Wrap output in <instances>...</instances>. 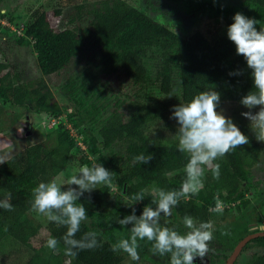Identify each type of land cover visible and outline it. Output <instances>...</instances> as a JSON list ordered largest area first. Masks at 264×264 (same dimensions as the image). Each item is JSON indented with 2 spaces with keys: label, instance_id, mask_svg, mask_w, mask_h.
I'll list each match as a JSON object with an SVG mask.
<instances>
[{
  "label": "trees",
  "instance_id": "trees-1",
  "mask_svg": "<svg viewBox=\"0 0 264 264\" xmlns=\"http://www.w3.org/2000/svg\"><path fill=\"white\" fill-rule=\"evenodd\" d=\"M23 1L0 0V31L10 30V25L19 27L25 16L20 36L13 33L10 39L18 47L31 49L42 76L28 82L8 59H0V133L7 107L25 109L35 117H59L61 110L51 103L52 91L44 77L61 74L86 53L98 56L90 59L94 70L87 79L68 77L63 86L73 104L71 110L64 106L72 129L64 123L55 125L48 133L49 146L31 135L20 150L0 162V199L13 205L11 210L0 208V264H124L127 253L113 251L112 245L130 236L132 224L119 221L133 213L139 217L146 206L155 208L154 189H179L187 156L176 150V137L152 138V125L165 118L152 101L136 97L134 105L124 109L120 101L104 104L103 99L116 96L108 92V81L95 84L96 80L127 78L143 91L154 86L164 97L178 90L181 103L212 89L219 93V103H240L251 90L252 80L244 57L227 36V27L237 12L259 21L258 29L264 27V0H237L238 4L226 6L215 0H168L189 16L206 17L207 31L189 34L155 20L133 0H80L69 15V25L60 30L52 27L48 11L53 9L59 18L74 0H28L33 3L30 7ZM237 70L239 75H230ZM236 125L248 142L218 160L219 179L206 168L201 185L180 198L172 214L181 222L191 216L196 225L211 221L213 227L220 226L226 211L217 209L219 202L226 206L241 201L236 206L242 210L250 203L247 193H255L256 185L264 183H255L250 169L261 157L264 160V142L256 139L251 126ZM139 154L150 159L134 161ZM94 163L112 173L111 183L82 190L77 202L84 205L90 223L82 222L73 238L85 239L86 233L95 232L98 246L67 253L63 237L68 226L32 210V189L41 180L59 179L69 170L81 175L79 167ZM138 195L142 198L134 199ZM53 212L59 214L56 209ZM50 235L58 240L54 250L46 246ZM257 241L264 244V238ZM150 249L151 242H139L138 251L152 253Z\"/></svg>",
  "mask_w": 264,
  "mask_h": 264
},
{
  "label": "clouds",
  "instance_id": "clouds-1",
  "mask_svg": "<svg viewBox=\"0 0 264 264\" xmlns=\"http://www.w3.org/2000/svg\"><path fill=\"white\" fill-rule=\"evenodd\" d=\"M258 23L255 18L237 12L227 27V36L235 44L237 54L244 57L247 68L250 69L252 88L240 100L249 111L243 112L242 115L251 122L256 139L264 142V27L258 29L255 26ZM239 74L238 70L230 73ZM219 102V93L208 89L199 91L190 100L174 106L172 115L179 124L176 150L187 156L184 165L185 178L179 189H154L157 194L154 200L155 208L146 206L139 217L133 213L119 221L121 225L132 224L131 234L128 238L122 237L114 243L113 251L127 253L131 260L136 261L139 260V242L147 240L151 242L150 250L154 254H170L169 264H195V259L203 257L208 251V241L213 237L211 221H203L197 226L191 216H185L183 224L189 231L181 233L173 228L160 226L159 218L161 213L165 217L170 216L180 198H187L190 191H195L201 185V177L206 168L211 169L213 178L219 179L221 166L218 160L237 146L248 142V137L233 120L218 111ZM148 159L150 157L144 154L133 158L134 161ZM78 172L81 175H71L67 183L78 185L79 190H62L61 183L55 178L41 180L32 189V210L46 216L48 221H57L68 226L63 241L65 251L71 254L98 246L95 232L86 233L85 239L73 238V234L80 230L81 223L88 218L84 205L77 201L83 194L82 190L110 184L112 176L104 166L97 163L91 167H79ZM10 195L11 193H7V196ZM140 198L142 195L134 197ZM0 208L11 210L13 205L7 199H0ZM53 209L58 210L59 214H54ZM250 230L264 232V223L250 225ZM57 245L55 236L50 235L46 239L49 249L54 250Z\"/></svg>",
  "mask_w": 264,
  "mask_h": 264
},
{
  "label": "rangeland",
  "instance_id": "rangeland-1",
  "mask_svg": "<svg viewBox=\"0 0 264 264\" xmlns=\"http://www.w3.org/2000/svg\"><path fill=\"white\" fill-rule=\"evenodd\" d=\"M134 4L142 11L146 12L149 16L155 20L167 24L173 28L174 31L183 34H189L195 32L196 30L207 31L209 27V22H206V17H192L187 15L182 11L181 7L176 6L175 4L170 3L168 0H133ZM217 3H220L222 6L226 5H235L238 4L237 0H215ZM25 2V1H23ZM80 0H74L72 4H69L64 10L61 17L57 18L53 14V9L48 11L49 20L54 29L60 30L68 26L70 13L73 11L75 4H79ZM33 3L26 0L25 7H30ZM4 10H2V13ZM25 16H23L22 21L19 23V27L11 26L10 30L0 31V59H8L12 65L16 66L20 71L23 72L24 78L28 82H34L41 78V72L37 65L36 55L31 51L30 48L26 46L18 47L16 46L14 40V34H20L22 27L24 26ZM5 21V20H4ZM4 25L9 27V23L5 21ZM20 36V35H18ZM97 53L92 52L90 55L88 53L79 57L75 63L68 68L66 71L58 75H51L49 77H44L48 83L51 91V103H53L54 108L61 110L59 117H46L40 116L35 117L25 109L18 107H7L4 111V114L1 119L6 133H0V162L9 158L15 151L20 150L23 146L22 143L25 139L34 136V139H37L39 142L49 144L51 141L48 137L49 131L53 130L59 123H64L67 129H72V124L68 121L67 111L64 109V106L68 107L69 110L73 109V104L68 99V96L63 92V86L68 77H72L76 80L80 78H86V75L90 76V73L94 70V63L90 60L92 57L97 58ZM152 70V68H151ZM152 77L153 73H150ZM99 77V76H98ZM89 80V78H88ZM108 81V92L115 94L116 97H112L109 100H104V104L114 105L115 102H122V108H127L134 105L133 103L136 97H144L146 101L149 99V102L152 103L159 109L161 113H164L165 118H161L157 123L151 127V136L156 138L158 135H166L169 137L178 136L179 124L177 119L172 115L174 111V106L181 104L179 91L176 90L171 96L164 97L161 96L154 88V86L149 87L148 90L143 91L139 86H134L131 84L129 79L113 76L111 78L100 77L96 80L95 84L106 83ZM102 100V99H101ZM102 102V101H101ZM100 102V104H102ZM162 103V104H161ZM167 104V109L164 107V104ZM160 104V105H159ZM159 105V106H158ZM55 108V109H56ZM112 109V108H111ZM218 111H222L226 117H229L233 120L235 124H246L251 126V122L242 115L243 112L249 111L241 103L234 102H225L219 103ZM22 115L19 119V115ZM28 115L29 120H25L24 116ZM26 117V118H27ZM36 124V126H35ZM43 133V134H42ZM72 134L75 136L76 132L72 130ZM50 139V140H49ZM49 146V145H48ZM15 150V151H14ZM251 173L254 175L255 183L259 180H264V160L263 157L259 159V162L256 166L250 168ZM77 174L75 170H69L65 174L61 175V178L57 179L58 183L62 190H68L69 188H76L79 190L78 185H70L67 183V180L71 175ZM225 189L226 186H224ZM248 199H250L249 210L244 214L245 219H249L252 222H264V183L256 185V191L247 193ZM217 206V209H224L225 206H222L221 202ZM220 207V208H219ZM259 207V210H258ZM227 220L220 224V226L213 227V230L216 229H229L226 227V222H229L227 225H230L234 222L237 228L243 229L246 227L243 214L238 212L236 209L229 210L227 213ZM171 218L160 216L159 224L160 226H167L173 229H181L183 231H189L183 222H181L177 216L171 214ZM258 220V221H257ZM243 221V222H242ZM86 222H89L87 220ZM90 223V222H89ZM198 226V225H197ZM246 229V228H245ZM44 234V232H43ZM220 245V243H219ZM42 252V251H41ZM139 260L133 261L129 256L126 257L124 264H169V256L165 255L164 257L158 258L155 254L146 253L138 251Z\"/></svg>",
  "mask_w": 264,
  "mask_h": 264
},
{
  "label": "flooded vegetation",
  "instance_id": "flooded-vegetation-1",
  "mask_svg": "<svg viewBox=\"0 0 264 264\" xmlns=\"http://www.w3.org/2000/svg\"><path fill=\"white\" fill-rule=\"evenodd\" d=\"M241 203V201H238L237 203H232L225 206L226 212L223 222L227 220L226 213L229 210L236 209L238 212L243 214L244 217V214H246L247 210L250 209L248 208L250 203L246 207L242 208V210L239 208ZM236 205L239 206L237 207ZM243 220H245V223L243 224L246 225V229H243V227L237 228L234 222L230 225H227L229 222H226L225 225L229 229L213 230V237L210 241H208V251L203 257H197L195 259V264H264V244L263 242L257 241L260 238H264V235H261L264 232L250 230V225L264 222H252L250 221V218L245 219V217ZM181 232L183 233L186 231L181 230ZM257 234H259L257 237L250 239L241 248L234 261L229 262L240 242L248 236Z\"/></svg>",
  "mask_w": 264,
  "mask_h": 264
},
{
  "label": "water",
  "instance_id": "water-1",
  "mask_svg": "<svg viewBox=\"0 0 264 264\" xmlns=\"http://www.w3.org/2000/svg\"><path fill=\"white\" fill-rule=\"evenodd\" d=\"M259 234L257 235H251L246 237L245 239H243L240 244L237 246L235 253L233 254L232 258L229 260V262L234 261L235 257L237 256V254L239 253V251L241 250V248L252 238L257 237ZM261 235H264V233H262Z\"/></svg>",
  "mask_w": 264,
  "mask_h": 264
}]
</instances>
